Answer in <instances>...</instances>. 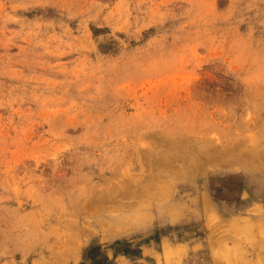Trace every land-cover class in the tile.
<instances>
[{
	"label": "rangeland",
	"instance_id": "rangeland-1",
	"mask_svg": "<svg viewBox=\"0 0 264 264\" xmlns=\"http://www.w3.org/2000/svg\"><path fill=\"white\" fill-rule=\"evenodd\" d=\"M0 264H264V0H0Z\"/></svg>",
	"mask_w": 264,
	"mask_h": 264
}]
</instances>
